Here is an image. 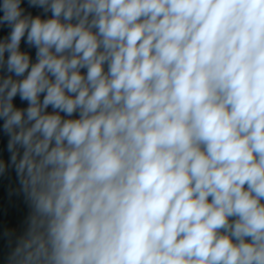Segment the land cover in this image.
I'll use <instances>...</instances> for the list:
<instances>
[{
  "label": "clouds",
  "instance_id": "9594fccd",
  "mask_svg": "<svg viewBox=\"0 0 264 264\" xmlns=\"http://www.w3.org/2000/svg\"><path fill=\"white\" fill-rule=\"evenodd\" d=\"M0 264H264V0H0Z\"/></svg>",
  "mask_w": 264,
  "mask_h": 264
},
{
  "label": "crops",
  "instance_id": "0c3cea01",
  "mask_svg": "<svg viewBox=\"0 0 264 264\" xmlns=\"http://www.w3.org/2000/svg\"><path fill=\"white\" fill-rule=\"evenodd\" d=\"M11 212L7 213V215H4L3 213V218H4V222L5 224L9 223V222H17L18 216L16 215V213H14V211L12 209H10Z\"/></svg>",
  "mask_w": 264,
  "mask_h": 264
},
{
  "label": "rangeland",
  "instance_id": "374dc122",
  "mask_svg": "<svg viewBox=\"0 0 264 264\" xmlns=\"http://www.w3.org/2000/svg\"><path fill=\"white\" fill-rule=\"evenodd\" d=\"M10 209H11V208H7V209H5V210L3 211V214H4V215H7V213L11 212Z\"/></svg>",
  "mask_w": 264,
  "mask_h": 264
}]
</instances>
